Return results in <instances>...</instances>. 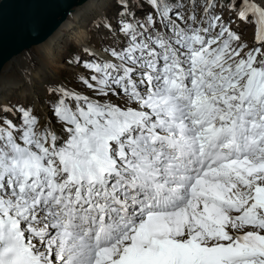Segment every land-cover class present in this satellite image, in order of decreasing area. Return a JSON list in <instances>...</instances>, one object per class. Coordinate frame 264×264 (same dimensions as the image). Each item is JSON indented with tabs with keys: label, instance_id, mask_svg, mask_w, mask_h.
I'll use <instances>...</instances> for the list:
<instances>
[{
	"label": "snow or ice",
	"instance_id": "snow-or-ice-1",
	"mask_svg": "<svg viewBox=\"0 0 264 264\" xmlns=\"http://www.w3.org/2000/svg\"><path fill=\"white\" fill-rule=\"evenodd\" d=\"M103 2L46 111L0 92V264H264V0Z\"/></svg>",
	"mask_w": 264,
	"mask_h": 264
},
{
	"label": "bare ground",
	"instance_id": "bare-ground-1",
	"mask_svg": "<svg viewBox=\"0 0 264 264\" xmlns=\"http://www.w3.org/2000/svg\"><path fill=\"white\" fill-rule=\"evenodd\" d=\"M105 9L103 0H87L85 3L75 6L67 19L53 34L33 47V58L25 60L21 58L24 55L22 54L14 61L5 64L0 72V92H2L3 98L7 101L17 98L27 99L38 110L46 111L44 88L52 81L63 82L60 70L62 67L61 57L65 48L72 43L82 49L88 47L94 50L88 42L91 35L88 25L91 20L104 14ZM24 69L30 72L34 83L25 84Z\"/></svg>",
	"mask_w": 264,
	"mask_h": 264
},
{
	"label": "water",
	"instance_id": "water-1",
	"mask_svg": "<svg viewBox=\"0 0 264 264\" xmlns=\"http://www.w3.org/2000/svg\"><path fill=\"white\" fill-rule=\"evenodd\" d=\"M87 0H1L0 72L26 50L45 41Z\"/></svg>",
	"mask_w": 264,
	"mask_h": 264
},
{
	"label": "rangeland",
	"instance_id": "rangeland-1",
	"mask_svg": "<svg viewBox=\"0 0 264 264\" xmlns=\"http://www.w3.org/2000/svg\"><path fill=\"white\" fill-rule=\"evenodd\" d=\"M107 12V14H109L110 16H112L114 13H113V10L110 9V8H106L105 9V13ZM92 22L93 20L90 21L89 25H88V29L91 31V35H90V39H89V46L92 47L95 51H98L99 50V45L97 46V44L100 43L99 41V36L101 33L104 32L103 28L100 29V32L98 33L92 26ZM87 42V43H88ZM92 43L94 45H92ZM80 46H77L76 44H72L70 43L64 50L63 54H62V57H61V64H62V67H61V81H63L64 83H67V84H74L75 83V75L77 72L79 71H83L82 69L74 66V65H69L68 64V60L71 59L73 57V54H79L81 55L82 57L84 56V53L82 51V47ZM98 48V49H97ZM33 52V54H32ZM24 55L21 57L25 60H29L31 58H33V55H34V50L32 51V49L29 51H26L25 53H23ZM57 80V79H55ZM54 80V81H55ZM53 82V81H52ZM10 102L12 103H16V102H25V103H30L28 102L27 99H19L17 98L16 100H11Z\"/></svg>",
	"mask_w": 264,
	"mask_h": 264
}]
</instances>
